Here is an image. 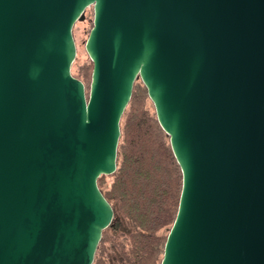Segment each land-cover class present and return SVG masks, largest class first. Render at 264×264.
Here are the masks:
<instances>
[{
  "label": "water",
  "instance_id": "1",
  "mask_svg": "<svg viewBox=\"0 0 264 264\" xmlns=\"http://www.w3.org/2000/svg\"><path fill=\"white\" fill-rule=\"evenodd\" d=\"M137 78L181 172L160 264H264V0H0V264H92Z\"/></svg>",
  "mask_w": 264,
  "mask_h": 264
},
{
  "label": "trees",
  "instance_id": "2",
  "mask_svg": "<svg viewBox=\"0 0 264 264\" xmlns=\"http://www.w3.org/2000/svg\"><path fill=\"white\" fill-rule=\"evenodd\" d=\"M91 71L92 66L87 75ZM147 98L146 88L134 81L131 97L121 116L124 120L119 125L115 171L97 179V186L111 205L113 215L117 210L134 226L130 234L129 260L132 264H155L157 255L163 254L166 236L160 238L157 233L166 227L170 229L181 191V172L171 151L169 137L161 129L155 114L151 115L145 107ZM106 176L112 177V182L103 192ZM112 222L113 218L102 231L97 247L101 246ZM100 252L102 247H99ZM103 262L94 256L92 264Z\"/></svg>",
  "mask_w": 264,
  "mask_h": 264
},
{
  "label": "rangeland",
  "instance_id": "3",
  "mask_svg": "<svg viewBox=\"0 0 264 264\" xmlns=\"http://www.w3.org/2000/svg\"><path fill=\"white\" fill-rule=\"evenodd\" d=\"M93 10L92 6L85 9L84 19L82 21H76L72 27V36L75 43V57L70 67L71 74L82 81L85 85L86 91L89 89L91 80V72L87 75V71L92 63L85 51V41L92 27ZM135 83L142 84L141 80L137 78ZM143 85V84H142ZM144 86V85H143ZM145 101V107L148 109L151 115L155 114L154 107L149 98ZM128 107V106H127ZM128 111V108H126ZM124 116L120 120L122 124ZM120 137V136H119ZM119 140V139H118ZM104 185L102 191H107L112 182V177H104ZM114 224H117L114 226ZM169 227L161 229L157 236L164 238L167 236ZM134 230V226L125 218L122 217L117 210L114 211L112 226L106 231L105 238L100 244L102 252L99 254V247L96 249L95 257L101 258L103 264H132L133 261L130 255L131 241L130 234ZM162 255L158 254L155 264H160ZM94 260V259H93Z\"/></svg>",
  "mask_w": 264,
  "mask_h": 264
}]
</instances>
